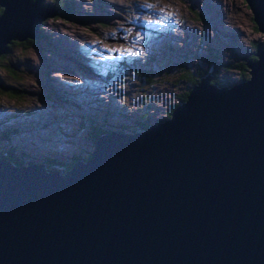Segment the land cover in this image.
I'll use <instances>...</instances> for the list:
<instances>
[{"label": "water", "instance_id": "1", "mask_svg": "<svg viewBox=\"0 0 264 264\" xmlns=\"http://www.w3.org/2000/svg\"><path fill=\"white\" fill-rule=\"evenodd\" d=\"M40 0H0V51ZM264 38V0H243ZM229 86L209 74L169 116L95 135L58 173L0 160V264H264V46Z\"/></svg>", "mask_w": 264, "mask_h": 264}, {"label": "rangeland", "instance_id": "2", "mask_svg": "<svg viewBox=\"0 0 264 264\" xmlns=\"http://www.w3.org/2000/svg\"><path fill=\"white\" fill-rule=\"evenodd\" d=\"M63 3L66 17L45 13L36 39L9 38L0 51V152L45 171L62 173L73 156L87 159L90 119L103 133L162 121L208 55L244 65L252 43L264 40L243 0ZM206 73L216 86L242 80L235 66L213 71L217 84Z\"/></svg>", "mask_w": 264, "mask_h": 264}, {"label": "trees", "instance_id": "3", "mask_svg": "<svg viewBox=\"0 0 264 264\" xmlns=\"http://www.w3.org/2000/svg\"><path fill=\"white\" fill-rule=\"evenodd\" d=\"M51 1L52 2L49 5L54 9V12L56 13V16L66 17L67 16V12H66V8H65V5L63 3V0H51ZM37 37H38V35L36 34L34 39H36ZM32 40L33 39H29V41H27V42L30 43V42H32ZM10 42L11 41L9 40V43ZM19 44L24 45V44H26V42H21ZM252 46H253V48L264 46V40H262L261 42H257L256 41V42L252 43ZM248 58L253 59V55L252 54L248 55ZM204 65H205V68L202 71H200L199 74L196 77L188 76V82H189L190 85H192L198 79V76H201L202 74H204V72H207V71H209L210 74H211L210 81L215 83L216 80L214 79V77L212 75L213 71L217 70L218 68H225L226 66L227 67H229V66L237 67V69L239 71V74H240L238 79H244L245 77H247V76H244L245 67H244L242 62H239L237 65H231V64H228L226 62L219 61V59L217 60L211 55H208L205 58ZM215 84H217V83H215ZM186 92H187V89L182 93V95H180V97L178 98V102L183 100ZM175 104H173L171 106L173 107ZM171 106L169 107L170 109L172 108ZM89 126H90L91 129H90L88 134L90 135L91 139H92V137L94 135L99 134V133H103L105 131V129H102V128H98L97 129L96 128V122L91 120V119L89 121ZM134 126L137 129H142V128H144L146 126L145 125V121H141V122L136 121ZM119 130L120 129H116V130H113V131H119ZM4 136H5V133H0V138H3ZM0 160H7V161L11 162L14 165H21L22 164L21 161L18 160L15 156H13V154L9 153L7 149H5L4 151L0 152ZM76 160H79V158L75 157V156L71 157L68 160V162L65 163L66 166L63 167L61 171L63 172L64 170L67 169V167L69 168L70 166H72ZM48 170H55V169L49 168Z\"/></svg>", "mask_w": 264, "mask_h": 264}, {"label": "bare ground", "instance_id": "4", "mask_svg": "<svg viewBox=\"0 0 264 264\" xmlns=\"http://www.w3.org/2000/svg\"><path fill=\"white\" fill-rule=\"evenodd\" d=\"M50 16H52V15H50ZM27 39H29L28 37H23V38H21L19 41H23V42H25V40H27ZM21 43V42H20ZM79 161H83V160H79Z\"/></svg>", "mask_w": 264, "mask_h": 264}]
</instances>
